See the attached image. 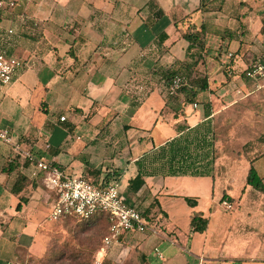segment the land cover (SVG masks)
Here are the masks:
<instances>
[{"label":"crops","instance_id":"1","mask_svg":"<svg viewBox=\"0 0 264 264\" xmlns=\"http://www.w3.org/2000/svg\"><path fill=\"white\" fill-rule=\"evenodd\" d=\"M0 25L15 31L8 53L22 62L0 87V126L35 158L114 181L150 208L148 228L102 240L94 264H264V189L245 176L237 197L226 181L215 204L210 182L228 156L214 159L211 176L166 175V164L150 159L224 112L233 141L250 146L245 175L258 162L264 182V79L244 75L264 60V0H16ZM201 28L202 46L189 47L181 34ZM175 70L206 78L207 89L191 101L184 91L169 96L163 74ZM143 159L140 171L156 173L131 192ZM33 172L0 143V264H27L47 251L53 194ZM18 175L25 180L15 185ZM193 211L208 220L203 232L192 231Z\"/></svg>","mask_w":264,"mask_h":264},{"label":"built area","instance_id":"2","mask_svg":"<svg viewBox=\"0 0 264 264\" xmlns=\"http://www.w3.org/2000/svg\"><path fill=\"white\" fill-rule=\"evenodd\" d=\"M16 0H0V16L3 11L13 8ZM15 31L0 25V87L11 83L14 75L22 68V62L8 53L13 46ZM250 79H264V60L257 58L245 70ZM187 85L183 75L176 74L167 84V94L175 95ZM196 106V103H193ZM65 118L59 117L60 121ZM0 143L7 146L9 153L34 166L33 176L40 175L44 186L53 194L49 219L58 221L66 218L86 220L97 214L108 218V233L103 238V245H108L119 235L131 232H144L148 222L144 209L131 202L111 180L100 179L97 182L84 177L74 176L43 159L35 158L29 150L21 147L18 140L11 136L8 129L0 126ZM229 206V205H228Z\"/></svg>","mask_w":264,"mask_h":264},{"label":"rangeland","instance_id":"3","mask_svg":"<svg viewBox=\"0 0 264 264\" xmlns=\"http://www.w3.org/2000/svg\"><path fill=\"white\" fill-rule=\"evenodd\" d=\"M184 77L187 80L188 87L194 77ZM180 91L181 88L177 93ZM215 114L197 128V134L204 135L208 141L213 142L208 158L212 156L214 159H217L219 156H228L226 160L223 157L224 163L220 165L221 169L215 175L214 181L210 182L211 192H214L213 197L216 204L218 203L217 197L221 195L227 183L226 181L231 184L229 190L233 189L232 193L237 195V197L239 196V189L244 184L246 176L245 165L246 163H250L251 159H248L251 156L248 155L250 150L249 144L243 145L242 143H237L231 137V132L234 128L227 124L232 122V117H226L224 112H217ZM193 133H190L189 140L192 138ZM189 148L196 154L200 152L194 148L193 144ZM263 161L264 159L260 160V162ZM158 163H161V161ZM252 165L255 169H260L258 162H253ZM252 188L256 189L253 186ZM200 189L198 188L199 197L201 205H204V203L206 204L207 197L206 186L202 185ZM48 213H50V210ZM228 214L224 213L223 215L226 217ZM45 230L47 236V254L41 260L29 258L32 264H94L95 252L102 245L103 237L108 233L106 220L100 216H94L86 220L75 218H66L58 221L50 220L47 222ZM60 252H62V256L59 260L58 255Z\"/></svg>","mask_w":264,"mask_h":264},{"label":"trees","instance_id":"4","mask_svg":"<svg viewBox=\"0 0 264 264\" xmlns=\"http://www.w3.org/2000/svg\"><path fill=\"white\" fill-rule=\"evenodd\" d=\"M149 7H153L152 2L149 4ZM162 12L159 10L157 12V16H161ZM202 33L203 29L200 30H192L187 29L185 32H183L181 35L182 37L188 41L189 47L196 46L201 47L202 46ZM176 74L186 76L178 70L175 71H168L163 74V77L165 79L166 84L170 82L172 77ZM208 87L206 78L203 77H194L192 80V83L190 85H185L181 88V91H184L188 97V101H191L195 95L200 91H205ZM193 136L189 140L190 132H187L186 130L181 131V134L177 137H174L168 141H166L164 144L158 146L154 151L152 152L150 159L153 161H163L164 164H166V175H193V176H204V175H210L213 163H214V157L210 156V150L213 146V142L208 141L207 137L201 134H197V130L194 129ZM194 148L200 152L198 154L194 153L189 146L192 145ZM204 161H206L204 163ZM53 164V163H52ZM144 164V159L142 161H137L138 166V174L132 178L129 181L128 189L131 192H136L143 184V176L146 174L153 175V173L156 172H142L140 171L141 165ZM86 178L92 180L93 182H97V180L87 177ZM25 180V177L22 175H18L15 181V185L22 183ZM246 183L258 188V189H264V182L263 179L257 174L256 170L251 165L248 168L247 175H246ZM19 189H17L16 186L12 188V192L18 193ZM225 195L223 196V198ZM22 197L20 198V202L16 205V209L19 210L21 208V201ZM184 200L186 203L194 207L196 205V200L191 197H184ZM149 212L150 208L149 206L145 208L144 210V217L145 219L149 220ZM95 216L104 217L107 223V230H108V218L105 214H97ZM208 220L207 218L203 217L202 212L200 211H193L190 215V225L193 232H203L207 227ZM47 252L42 258H39L37 260H41L46 256ZM62 256V252L59 253L58 259L60 260ZM27 264H32L30 260L27 261Z\"/></svg>","mask_w":264,"mask_h":264}]
</instances>
